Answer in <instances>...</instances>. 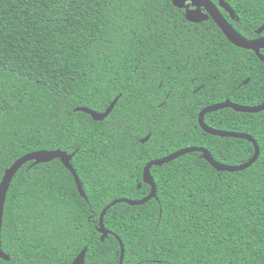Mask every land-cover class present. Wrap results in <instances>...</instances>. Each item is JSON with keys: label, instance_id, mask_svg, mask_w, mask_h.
Wrapping results in <instances>:
<instances>
[{"label": "trees", "instance_id": "obj_1", "mask_svg": "<svg viewBox=\"0 0 264 264\" xmlns=\"http://www.w3.org/2000/svg\"><path fill=\"white\" fill-rule=\"evenodd\" d=\"M225 1L234 28L258 36L264 0ZM185 12L172 0H0V181L21 156L60 149L74 153L86 193L58 158L24 164L7 193L9 259L0 264H72L85 247V264H119L118 238L123 264H264V110L205 115L211 127L257 140L253 165L220 171L202 152L154 165L156 197L111 207L101 239L106 205L150 192V160L187 146L229 165L255 153L247 139L206 132L198 117L227 98L262 103L264 61L212 18L192 22ZM119 95L104 120L76 110L105 111Z\"/></svg>", "mask_w": 264, "mask_h": 264}, {"label": "water", "instance_id": "obj_2", "mask_svg": "<svg viewBox=\"0 0 264 264\" xmlns=\"http://www.w3.org/2000/svg\"><path fill=\"white\" fill-rule=\"evenodd\" d=\"M173 3L179 8H185V16L189 21L192 22H202L204 20H208L212 18L215 23L220 27L223 33L226 35L228 40L232 42L234 45L244 48L250 49L255 51V53L264 61V55L260 52L261 49H264V36L257 37V38H247L246 36L240 34L231 22L226 18L223 12L220 10L222 7L231 18H235L236 14L230 4L225 0H219L218 4H216L212 0H172ZM190 6H194L191 8ZM264 32V24L257 30L258 34ZM248 82V79L245 83ZM121 95L117 96L109 105V107L105 111H97L90 107H77V111H83L89 113L94 120H104L109 114L113 111L114 107L116 106L119 98ZM223 108H233L239 112H247V113H257L264 110V101L258 105H243L237 102L232 101L231 99H226L225 101L214 103L204 107L199 113V123L200 126L208 133L220 136V137H236V138H244L251 141L255 147V153L253 157L242 164L238 165H229L225 163H221L217 161L211 151L204 147L198 146H187L181 148L177 151H174L164 157L156 158L150 160L143 169V182L150 185V192L142 199H129V198H119L111 201L106 207L102 210L100 214V224H99V232L101 233V239L105 240L106 237L111 233V231L105 226L104 217L107 211L113 207L114 205L120 202H127L130 205H141L152 198L156 197L157 195V185L155 179L151 173V168L154 165H163L168 163L179 156L185 155L187 153L192 152H202V156L217 170L220 171H242L251 165H253L258 157L260 156V146L257 140L248 133L243 132H234L228 131L223 129H217L214 127L209 126L205 122V115L211 111H216ZM150 138V135H147L145 138L142 139V142L147 141ZM74 153L70 154L66 151L55 149V150H38L27 153L20 158H18L9 168L5 170V173L0 181V257L6 260L9 259V255L5 253L2 249V226H3V217H4V209L5 203L7 198V193L9 191L11 182L19 171V169L29 161H33V165H37L40 163L50 162L56 158L60 159L62 163L73 173L74 178L76 180L78 189L83 197H86L85 190L83 185L79 179V176L74 169L73 165L71 164V159L73 158ZM141 184H139V187ZM121 246V255H120V263L123 264L124 262V255H125V247L123 241L118 238ZM87 247H85L74 259L72 264H85V257H86Z\"/></svg>", "mask_w": 264, "mask_h": 264}, {"label": "flooded vegetation", "instance_id": "obj_3", "mask_svg": "<svg viewBox=\"0 0 264 264\" xmlns=\"http://www.w3.org/2000/svg\"><path fill=\"white\" fill-rule=\"evenodd\" d=\"M191 8H193L194 6H190ZM222 7H220V10L222 11ZM186 10V9H185ZM223 12V11H222ZM224 14V13H223ZM227 18V17H226ZM228 19V18H227ZM237 19V18H236ZM229 20V19H228ZM262 36H264V32H262L261 34H258V36H256V37H253V38H257V37H262ZM248 38V37H247ZM253 38H251V39H253ZM262 51H264V49H261V53H262ZM263 54V53H262ZM245 83V82H244ZM227 99H229V98H227ZM225 101V100H224ZM235 102V101H234ZM238 103V102H237ZM182 148H184V147H182ZM179 149H181V148H179ZM179 149H177V150H179ZM177 150H175V151H177ZM172 152H174V151H172ZM172 152H170V153H172ZM169 153V154H170ZM168 155V154H167Z\"/></svg>", "mask_w": 264, "mask_h": 264}]
</instances>
